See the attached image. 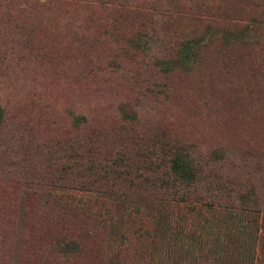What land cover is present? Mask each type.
Here are the masks:
<instances>
[{"label": "rangeland", "instance_id": "rangeland-1", "mask_svg": "<svg viewBox=\"0 0 264 264\" xmlns=\"http://www.w3.org/2000/svg\"><path fill=\"white\" fill-rule=\"evenodd\" d=\"M47 1L0 0V264L118 263L122 235L132 230L126 213L142 208L141 198L56 172L74 165L65 154L89 149L90 139L111 160L123 145L148 154L174 141L206 163V175L264 198V0H243L230 15V31L249 26L247 38L217 34L189 71L169 73L126 43L136 29H114L109 12ZM88 10L100 26L85 23ZM209 199H149L145 264H264L263 204L241 209ZM95 200L101 214L113 203L106 228L85 220L91 210L74 214ZM63 206L85 209L66 211L62 222ZM57 223L81 245L78 254L54 251Z\"/></svg>", "mask_w": 264, "mask_h": 264}, {"label": "trees", "instance_id": "trees-1", "mask_svg": "<svg viewBox=\"0 0 264 264\" xmlns=\"http://www.w3.org/2000/svg\"><path fill=\"white\" fill-rule=\"evenodd\" d=\"M11 4L15 0H3ZM27 1V0H24ZM33 3L36 0H32ZM243 0H142L137 4L134 0H48L46 6L52 3L57 6L74 7L84 4L86 8L99 12L111 14L110 25L114 29L121 27H134L133 35L126 37V43L132 49L154 58V66L160 72L169 73L176 70L189 71L200 58L202 48L217 34L223 41H239L245 39L251 30L244 25L235 31H230L231 13L240 11V4ZM135 4L132 5L131 3ZM254 3V0H249ZM148 5V6H145ZM242 11V9H241ZM240 11V12H241ZM91 10L87 11L85 23L91 26H100L99 18H94ZM156 14L158 17H155ZM160 29V33L158 30ZM203 32V33H201ZM171 37L172 43L166 40ZM145 38V39H144ZM151 44L153 48L151 47ZM153 49V51H152ZM83 118V117H80ZM4 120V110L0 104V126ZM77 120V119H76ZM75 120V121H76ZM78 122V121H76ZM93 138L94 134L91 133ZM163 142L157 146V151H150L148 154L138 152L137 148H129L123 145L117 156L111 160L113 153L103 150L95 145L90 139V148L77 149L74 155L65 154L67 160H73L74 165L62 166L56 169L59 178L73 182L96 184L102 190L122 194L125 199L137 195L143 201L141 207L133 206V209L126 213L132 230L128 236L122 235L121 248L117 252V264H145L146 248L150 233L149 223L145 222L151 217L152 201L150 198L159 196H170L176 200L203 201L212 203L210 197L215 198L223 205L238 207L241 209H258L259 204L264 206V198L256 195L254 187L244 190L236 189L226 179H220L219 175H206L204 173L205 162L200 161L197 155H192L189 147L178 145L176 142ZM83 148L84 146H79ZM82 154L89 158L87 163L82 165L79 161ZM155 161H159L155 163ZM143 164L139 167L135 163ZM264 163V155H263ZM264 167L260 168V171ZM220 182H227L221 184ZM201 184V185H200ZM238 188V186H236ZM259 187V186H258ZM218 198V199H217ZM221 201V202H220ZM97 200L92 206L86 204L84 207L74 206L70 209L62 207L63 222L66 211H76L74 214L86 215L88 209L90 215L85 220L96 222L100 228H106L109 219L103 216L108 215L112 210L113 203L109 202L102 207L103 213H97ZM151 202V203H150ZM261 202V203H259ZM86 222V221H85ZM58 238L54 241V251L61 257L68 254H78L81 245L76 238L61 236V231L68 229L66 225H60ZM91 237L95 231H85ZM131 250V251H130ZM91 257H97L90 253Z\"/></svg>", "mask_w": 264, "mask_h": 264}, {"label": "crops", "instance_id": "crops-1", "mask_svg": "<svg viewBox=\"0 0 264 264\" xmlns=\"http://www.w3.org/2000/svg\"><path fill=\"white\" fill-rule=\"evenodd\" d=\"M235 262V260L232 261V263Z\"/></svg>", "mask_w": 264, "mask_h": 264}]
</instances>
